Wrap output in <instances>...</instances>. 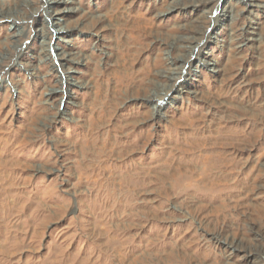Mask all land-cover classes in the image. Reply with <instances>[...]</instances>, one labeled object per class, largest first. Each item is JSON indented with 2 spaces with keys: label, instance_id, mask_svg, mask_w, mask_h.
<instances>
[{
  "label": "rangeland",
  "instance_id": "obj_1",
  "mask_svg": "<svg viewBox=\"0 0 264 264\" xmlns=\"http://www.w3.org/2000/svg\"><path fill=\"white\" fill-rule=\"evenodd\" d=\"M44 1L0 0V264H264V0Z\"/></svg>",
  "mask_w": 264,
  "mask_h": 264
},
{
  "label": "bare ground",
  "instance_id": "obj_2",
  "mask_svg": "<svg viewBox=\"0 0 264 264\" xmlns=\"http://www.w3.org/2000/svg\"><path fill=\"white\" fill-rule=\"evenodd\" d=\"M45 2V7H44V9L45 10H48V9H51L50 8V4H51V1H48V0H45L44 1ZM203 3H206V1H204L203 0ZM210 4H211V2H210ZM209 6V5H208ZM51 10H54L53 12H55L56 10L55 9H51ZM48 12V11H47ZM49 19H50V21H49V23H50V25L51 24H54L55 22H54V20L52 19V17L49 15ZM59 28H57V29H55V34H56V32L58 31L59 32ZM178 39V38H177ZM181 40L182 39H184V38H180ZM187 40H189V42H190V45H189V47H188V51H191V49H193L194 48V44H195V41L193 40V38L192 37H187L186 38ZM176 40V39H175ZM173 40L172 41V45L173 46H176L177 47V49L179 48V47H181V44L179 43V40ZM178 41V42H177ZM42 44L44 45V46H46L47 48L49 47L48 46V44H49V41L48 40H45V39H43V42H42ZM183 45V44H182ZM180 63L181 64H184L185 62H187L188 61V58L187 57H185L184 56V54H182L181 56H180ZM173 60V59H172ZM172 65L173 66H175L174 65V61H173V63H172ZM172 66V67H173ZM171 66L169 67V71L171 72V70L173 69V71H174V67L172 68ZM211 69H214V67L213 66H211ZM176 78L177 76H176V74L174 73V72H171L170 73V78ZM154 96H156V97H154ZM154 96H149L148 97V101L150 102V105H151V107H153V108H155V109H159V107H158V105H157V100H160L161 99V96L160 95H154ZM237 99V98H236ZM234 100V99H233ZM234 102H235V104H237L238 106L240 105V101H238V100H234ZM231 103V102H230ZM257 104H259V103H257ZM256 104V105H257ZM260 107V106H259ZM229 108V107H228ZM251 110H252V108H250ZM244 110V109H243ZM232 111H233V109H229L228 110V118H230V116H231V114H232ZM236 113H238L237 111H236ZM251 113V112H250ZM233 114H235V113H233ZM254 114H256V113H254ZM241 116V115H240ZM239 116V117H240ZM256 116V115H255ZM232 117V116H231ZM234 117H236V116H234ZM258 117V116H257ZM255 118V117H254ZM262 118V117H261ZM264 119V118H263ZM246 120V119H245ZM252 121H253V119H251ZM259 120V119H258ZM243 121V120H242ZM234 122V121H233ZM247 122V121H246ZM251 122V121H250ZM264 123V122H263ZM229 124V123H228ZM236 124V123H235ZM243 124H244V122H243ZM258 125V124H257ZM256 125V123H255V121H253V123H251V124H248V125H246V128H244L245 130H242V129H238L237 128V130H231V132L233 133V140H235V143L237 144V145H240L239 144V142H241V143H244V145L245 144H249V145H251V147L254 149V153H259V151L261 150V146L264 144V138L263 137H259V135H260V127H258ZM236 128V127H235ZM240 128V127H239ZM260 128V129H259ZM247 129H249V130H247ZM245 131H246V133H245ZM263 132V131H262ZM235 145V144H234ZM248 145V146H249ZM253 145V146H252ZM246 147V146H245ZM263 147V146H262ZM233 149L234 148V146H233V144H232V146L231 147H229L228 149ZM249 148V147H248ZM251 148V149H252ZM221 153V152H220ZM262 154V153H261ZM253 155V154H252ZM251 155V156H252ZM259 155V154H258ZM257 155V156H258ZM256 156V157H257ZM253 158V157H252ZM263 158V157H262ZM245 159V158H244ZM247 159H249V156H247V158L245 159V161H244V163H246L247 164ZM251 159V158H250ZM259 159V158H258ZM233 160V159H232ZM232 160H231V162H232ZM260 161V160H259ZM230 162V163H231ZM228 164V162L226 163V165ZM225 165V166H226ZM233 165H235V166H238L239 165V163L234 159V164ZM210 167H213V164H212V162H210ZM262 168V167H261ZM261 168H259L258 170H257V172H258V174H256V175H254V174H252V176H251V178H250V180L252 179V181H255L256 180V178H257V180L258 179H260V178H262L263 177V174H262V172H263V170L264 169H261ZM218 172V171H217ZM222 173H225V171L223 170V172ZM227 173V172H226ZM238 181V180H237ZM258 182V181H257Z\"/></svg>",
  "mask_w": 264,
  "mask_h": 264
}]
</instances>
